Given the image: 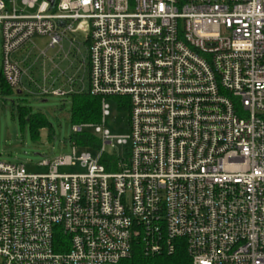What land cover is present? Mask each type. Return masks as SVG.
Masks as SVG:
<instances>
[{
    "label": "built area",
    "instance_id": "1",
    "mask_svg": "<svg viewBox=\"0 0 264 264\" xmlns=\"http://www.w3.org/2000/svg\"><path fill=\"white\" fill-rule=\"evenodd\" d=\"M0 30L12 90L47 38L73 73L41 95L101 99L46 172L0 162V264H120L177 239L192 264H264V0H0ZM109 101L127 136L105 129Z\"/></svg>",
    "mask_w": 264,
    "mask_h": 264
},
{
    "label": "rangeland",
    "instance_id": "2",
    "mask_svg": "<svg viewBox=\"0 0 264 264\" xmlns=\"http://www.w3.org/2000/svg\"><path fill=\"white\" fill-rule=\"evenodd\" d=\"M48 41L47 38L33 39L32 43L36 49L31 50L29 61L24 65L27 73L23 77L21 95H18L17 90H13L11 94L3 93L0 88V162L24 165L28 174L46 172L47 169L40 166L45 159L70 155L75 135L71 119V97L43 96L40 93L45 76L48 77L46 83L48 87L59 89L66 81V76L73 73L68 69L69 63L64 59V52L58 48L49 50L42 56L41 53L47 48ZM2 45L0 30V69L3 62ZM64 47L65 51L69 49L65 42ZM78 76L84 78L86 82V73L82 69ZM30 78L36 84H31ZM108 104L110 109L104 124L105 129L114 136H127L130 133L128 113L119 111L112 101ZM25 109L33 115H43L51 127L41 130L38 140L33 139L30 124L21 119V113ZM126 149L119 146L116 150L109 149L108 152L123 157ZM77 153L80 155L81 151L78 150ZM89 153L94 158L98 155L92 150ZM59 172L74 174L81 173L82 170L78 167H62Z\"/></svg>",
    "mask_w": 264,
    "mask_h": 264
},
{
    "label": "trees",
    "instance_id": "3",
    "mask_svg": "<svg viewBox=\"0 0 264 264\" xmlns=\"http://www.w3.org/2000/svg\"><path fill=\"white\" fill-rule=\"evenodd\" d=\"M0 88L3 93L11 94L12 89L5 83L0 70ZM72 99L71 119L72 124L100 123L101 118V99L92 97L88 94H74ZM120 100V99H119ZM126 109V108H125ZM127 110V109H126ZM125 111V110H123ZM22 121L30 124V130L34 140L39 139V132L43 129H51L47 119L41 114H31L29 110H23L21 113ZM77 144L83 148L99 147V140L85 132L76 137ZM108 159H103L106 164ZM174 251L172 253L163 251L156 254H147L141 241H136L130 258L122 261L120 264H192L191 258L187 252L185 240L177 239L173 242Z\"/></svg>",
    "mask_w": 264,
    "mask_h": 264
},
{
    "label": "water",
    "instance_id": "4",
    "mask_svg": "<svg viewBox=\"0 0 264 264\" xmlns=\"http://www.w3.org/2000/svg\"><path fill=\"white\" fill-rule=\"evenodd\" d=\"M51 3L53 4V0H51ZM17 93H18V95H21L22 94L21 91H18Z\"/></svg>",
    "mask_w": 264,
    "mask_h": 264
}]
</instances>
